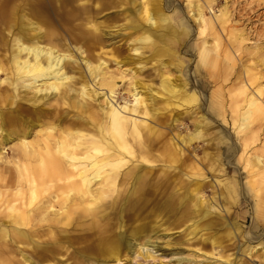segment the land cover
<instances>
[{"label":"bare ground","instance_id":"obj_1","mask_svg":"<svg viewBox=\"0 0 264 264\" xmlns=\"http://www.w3.org/2000/svg\"><path fill=\"white\" fill-rule=\"evenodd\" d=\"M140 7V12H136L138 20L150 24L132 26L134 32H140L135 38L139 46L129 50L135 55H141L143 48L151 53L153 71L146 74L147 62L141 65L140 60L128 56H110V60H105L100 55H92L91 49L102 45V28L98 24L86 27L72 21V18H90L92 15L88 12H83L84 17H81L82 13L73 14L70 9L67 12L64 9L39 10L38 15L49 27L48 31H43L30 20L23 21L15 7H0V24L3 25L0 26L1 252L20 250L22 245L17 242L25 241L28 236L33 249L46 255L55 244H69L74 238H68L65 233L56 241L38 243L34 238L42 237L49 228L36 229L32 234L25 226L35 220L44 221L48 214H53L54 223L69 226L88 214L91 206L97 208L86 226L91 240L97 242L89 250L91 255L100 257L113 255L118 244L123 242L124 246L138 235V229L127 235H114L104 222L109 215L107 210L116 215L122 226L126 210L132 216L142 213L148 216L154 214L160 204L173 206L177 202L182 206L189 202L187 217L193 225L198 217L196 223L202 221L208 230L217 231L227 223L221 217L220 207L238 194L237 179L231 176L227 185L215 180L221 187L205 206L199 198L200 191L216 185L208 180L207 172L192 163L196 160L214 173L221 164H214L209 150L185 152L183 148L190 149L193 141H202L206 142V148L220 152V146L229 142V151L233 153L238 145L224 129L219 131L217 127L214 133L210 131L207 118L199 110L201 94L196 91L203 93L204 83L202 80L191 82L185 63L173 48L174 43L179 44V34L170 26L159 25L169 23V19L156 2L151 9L142 3ZM212 8L211 2L198 5L190 17L200 24L198 36L208 31L217 43L218 31H228L231 26L230 16L227 5L225 11L219 10L216 14ZM63 12L65 18H62ZM48 15L53 18L47 20ZM54 21L59 22L60 30L54 29ZM188 29L184 27L182 34L187 35ZM236 38L239 43L245 41L244 36ZM81 46L89 51L84 56L86 50ZM212 46L204 39L197 46L198 62L193 73L195 77L213 80L216 89L209 93L207 111L223 119L226 105L222 89L231 73L228 66L223 68L224 61H230V69L234 67L233 77L237 83L241 75H237L236 63L232 57L230 59L227 49L220 51ZM255 49L262 50L260 46ZM163 57L168 59L164 61ZM110 64L114 67L110 68ZM245 75L251 89L248 91L247 84L236 89L245 105L231 100L229 108L238 142L246 152L259 140L252 125L259 113L264 114V83L261 72L253 74L250 70ZM70 93H74L75 98ZM186 120L194 123L193 132L179 140V146L161 129L170 132L175 124ZM162 149L161 157L157 153ZM201 150L203 155L197 158L194 153ZM154 153L157 156H153ZM187 159L193 160L189 163L185 162ZM227 165L231 171L236 170L231 162ZM245 167L249 171V187L255 192L256 214H264V145L246 158ZM178 186L184 193L176 195L182 197L174 201ZM214 207L218 213L210 210ZM222 210L228 212L225 207ZM56 212H61L58 219ZM79 228L82 227L74 231ZM231 230L235 233L238 227L231 226ZM257 251H264V246ZM153 253L152 249L145 252L148 256ZM18 255L23 263L31 262L23 254ZM117 257L112 259L117 261ZM7 261L11 259L5 264ZM177 262L191 261L180 258Z\"/></svg>","mask_w":264,"mask_h":264},{"label":"rangeland","instance_id":"obj_2","mask_svg":"<svg viewBox=\"0 0 264 264\" xmlns=\"http://www.w3.org/2000/svg\"><path fill=\"white\" fill-rule=\"evenodd\" d=\"M153 2L159 5L161 13L169 19V23L160 22L159 25L170 26L177 35L179 34V44L176 42L172 46L177 49L180 59L185 63L184 67L190 75L191 82L195 84L196 80H202L204 83L206 90L203 93L200 90L196 91L201 94L198 104L199 110L203 111L204 116L207 118L210 124V131L214 133L213 131L217 130V127H219V131L224 129L223 131H225L227 136L232 138L231 140L238 145V148L233 153L229 151V142L220 146V152L206 148V142L202 141H193L190 149L186 146L185 149L183 148L185 152L202 148L209 150L208 153L212 155L211 157L215 161L214 164H221V168L214 173L208 166H200L196 160L192 163L197 168L200 167L202 171L207 172L209 181L215 183V180H222L227 185L229 179L232 178L231 176L237 179L235 190L238 194L230 201L226 200L223 203L228 212L222 210L224 207H220L221 217H224L227 223L224 222V225L217 231L208 230L204 228L202 221L196 223V220L199 219L198 217L194 219L195 224L193 225V221L187 217L189 202L182 206L177 202H174L173 206L160 204L156 212L148 216H145L144 213L132 216L130 211L126 210V217L123 218L122 226L119 225L116 215L111 210H107L109 215L104 222L109 225L110 231L114 235L119 233L127 235L134 229H138L136 230L138 235L130 238L129 241L125 237L126 245H121L122 242L115 247L113 255L107 254L100 257V255H91L89 250L91 245L97 242H93V239L91 240L86 226L93 218L94 209L97 208L91 206L88 214L72 221L69 226L54 223L52 220L54 218L53 214H48L49 216L42 222L35 220L30 226L29 223L25 226L26 231L32 232V234L36 233V229L49 228V232L42 237L34 238L38 243L46 244L56 241L61 233H65L68 238H74L69 244L63 242L59 245L55 244L49 249L51 253L46 255L33 249L28 236L25 241L17 242L22 245L20 250L11 251L10 253L0 251V264H5V261L9 260V258L11 262L7 261V264H26L20 259L18 253L31 260L28 264H178L177 261L180 258L191 261L185 264H264V251H257V249L264 246V214L262 212H257L256 214L255 198H253L255 192L249 187V177L247 176L249 171L245 167L246 158L253 153V150H257L264 145V114L259 113V117L252 125V129L257 131V135H259V140L253 144L251 150L247 149L245 152L241 148L240 142H238V136H236V131L234 130L235 127L232 126L229 108L231 100H236L239 104L245 105L243 96L236 89L241 85L245 86V84H247L248 91L251 89V83L248 80V76L245 75L246 71L251 70L253 74L261 72L263 74L261 82L264 83V0H0V7L3 9L15 7L17 15L21 16L23 21L30 20L43 31H48L49 27L46 25V21H42L40 15H38L39 10L48 8L49 11L52 10L54 12L56 9H64V12H67L70 9L73 14L82 13L81 17H84L83 12H88L92 15L90 18L86 20L81 17L78 20L72 18V21L81 23L86 27L98 24L102 28L103 34L100 42L102 45L99 47L101 49L98 47L91 49L92 55H100L105 60H110V56L116 58L128 56L129 58L140 60L141 65L147 62L144 67V73L146 74L153 71L150 67L153 65L150 60L151 53L143 48L140 51L141 55H135L129 49L139 46L135 38L139 36L140 32H134L132 26L139 23L141 26L147 27L150 24L149 22L144 24L143 21L138 20L136 12H140V4L147 5L151 9ZM209 2L213 3L212 12L214 14L219 10L225 11V5H227L226 10L230 16L231 26L228 31H218L219 40L217 43H214V36L208 31L198 36L197 29L200 28V24L190 17L198 5L204 6ZM87 7H89L90 11L87 10ZM64 12L63 16L58 14L65 18ZM212 12H210L211 16ZM48 16H46L47 20L53 18V15L52 17ZM0 26L3 25L0 24ZM60 27L59 22L54 21V29L58 31L61 29ZM184 27L189 28L186 30L188 32L187 35L182 34L184 33ZM238 35L241 38L244 36L245 41L239 43L236 38ZM203 39L207 41L209 46L210 44L211 46L213 45V49L219 48L220 51L227 49L230 59L232 57L236 63L237 75H241V80L237 83L233 77L234 67L230 69V61H224L229 65L224 63L222 65L223 68L226 69V66H228V70L231 73L224 82L222 89L226 105V109H223L222 113L223 119L218 114L207 111L209 93L216 89L213 80L208 77L205 79L195 77L193 73L198 62L197 46ZM256 46H260L262 50L258 52L255 49ZM81 47L86 50L83 54L84 56L89 51L85 46ZM251 52L252 54L250 55ZM167 59V57H163L164 61ZM251 59L253 60L252 62H250ZM109 67L113 68L114 66L110 64ZM77 87L76 85L75 88ZM70 95L75 98L74 93H70ZM73 100L76 101L77 99ZM64 109L67 108L64 107ZM175 125L170 132L165 129L161 130L167 133L172 142L179 144V140L193 132L194 123L186 120L181 124L177 123ZM160 152L164 154L163 149L158 150V156H161ZM157 154L154 153L153 156H157ZM194 155L200 158L203 155L202 150L200 153L195 152ZM192 160L187 159L185 162L191 163ZM228 162H231L235 167V171H231L227 165ZM215 185L213 188H204L200 191L199 198L203 200L205 206L213 200V194L221 187L216 183ZM177 188L178 191L173 196V200L182 197V195L179 197L176 195L184 193L182 189H179V186ZM191 201L194 203V200ZM106 206L103 209L106 210ZM210 210L215 211V213L219 212L216 207ZM56 213H58L56 217L58 219L61 212ZM78 226L82 228L74 231ZM231 226H237L238 230L234 233L231 230ZM80 236L83 239H79ZM260 239L262 240L259 241ZM148 249H152L155 253L149 254V256L146 255L145 252ZM248 253L252 254L249 255ZM115 256H118V262L112 259ZM105 259L107 261H104Z\"/></svg>","mask_w":264,"mask_h":264}]
</instances>
